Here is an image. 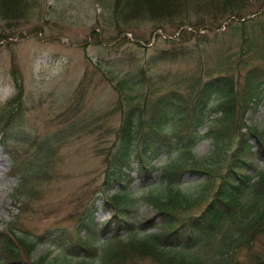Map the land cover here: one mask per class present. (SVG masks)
Here are the masks:
<instances>
[{"label": "trees", "instance_id": "16d2710c", "mask_svg": "<svg viewBox=\"0 0 264 264\" xmlns=\"http://www.w3.org/2000/svg\"><path fill=\"white\" fill-rule=\"evenodd\" d=\"M134 1L117 0V4L123 9ZM30 2L0 0L1 13L23 11ZM233 2L224 1L228 15L215 14L190 22L191 29L169 38V47L157 50L149 59L124 53L101 64L100 58L121 107L119 124L111 131L113 138L103 155L104 193L79 214L75 241L63 240L59 234L61 250L52 261L48 253L32 261V253L43 238L37 240L15 221L7 223L0 230V264H136L141 259L157 264H264V256L253 251L264 235V167L255 166L256 160L264 159V129L246 123L248 110L264 101V67L250 66L246 60L250 54L264 58V9L255 18L233 22L228 28H239L243 33L235 69L228 68L216 76L208 74L205 81L194 74L174 79L173 85L196 81L198 89L189 97L178 88L164 91L159 82L153 81L154 67L162 61H177L184 49L189 50L184 45L201 36V30L219 28L225 18L236 16L240 20L250 12L235 7ZM192 6L190 3L184 8L190 11ZM188 14H168L166 19L180 21ZM120 19L113 15L119 29L139 17ZM147 21L160 23L152 18ZM182 26L180 23L173 28ZM236 68L241 72H232ZM11 75L17 94L8 102L10 111L0 117V144L8 147L17 171L24 172L25 184L18 193L32 198L28 176H51L70 129L66 124L41 136L23 131L24 85L15 68ZM82 96L83 90L77 100ZM206 124L208 130L200 134L199 129ZM203 135L213 139L214 150L209 156L197 157L193 149ZM162 153L177 155L156 166L153 161ZM135 158L137 164L133 165ZM143 166L148 171L145 175ZM134 171L146 181L158 171L164 185L158 192L144 194L143 200L155 216L142 222L129 215L137 201L128 193ZM186 174L205 178L197 193L183 186ZM110 191L114 192L109 195ZM107 203L114 218L99 222L97 213ZM154 225L158 231L148 232ZM100 240L102 243L96 246ZM240 251L246 256L238 257Z\"/></svg>", "mask_w": 264, "mask_h": 264}, {"label": "rangeland", "instance_id": "374dc122", "mask_svg": "<svg viewBox=\"0 0 264 264\" xmlns=\"http://www.w3.org/2000/svg\"><path fill=\"white\" fill-rule=\"evenodd\" d=\"M224 1L139 0L122 9L117 0H31L23 11L4 13H1L0 6V38H4L0 39V106L14 94L9 70L15 68L20 73L25 90L26 132L38 136L56 132L65 127L67 121L70 129L69 139L59 151L51 176H28L33 189L32 198H38L33 201H29L31 197L15 196L21 178L15 174L11 157L0 146V229L6 222L19 218V226L34 235H49L51 231L57 232L58 228L75 234L81 210L93 198L97 199L104 193L102 184L106 163L103 155L113 138L111 131L118 125L120 113L119 105H116L117 94L106 79L107 69L100 68L99 71L95 66L98 56L104 54V58L109 59L125 52L149 59L157 50L169 47L165 37L173 36L176 30L173 27L178 24L188 25L215 14L228 15L225 12L228 6ZM190 3L193 6L188 11L184 7ZM231 4L243 11L249 10L247 18L264 9V0H234ZM113 11L123 21L125 18L134 20L138 12L140 18L129 25L121 24L119 29L112 20ZM184 11L189 14L183 15L184 19L180 21H147V18L182 14ZM238 18L231 16L225 18L219 28L201 30V36L184 45L183 48L189 50L184 49L177 61H162L156 66L153 81L159 82L164 91L179 88L185 96H192L196 91L194 83L173 85L171 82L176 78L187 79L193 74L204 75L203 72L208 69L214 70L212 75L220 74L223 70L219 64L233 57L239 49L240 34L232 30L231 33L228 29ZM125 30L129 40L124 36L116 38L120 31ZM94 39H99L100 43L96 44ZM179 50L182 52L181 48ZM254 62L264 64L261 59ZM235 67V64L227 66ZM234 72L241 71L236 68ZM85 76L89 83L86 99L74 109V93ZM205 79L206 76L203 77ZM66 111L69 113L64 115ZM71 114L76 117H71ZM75 118H78L77 123ZM246 118L247 124L264 129V101L255 104ZM201 130L205 132L207 126L204 125ZM213 149L212 138L202 137L193 151L197 157H202L211 155ZM174 156L175 153L173 156L163 153L153 163L164 165L169 157ZM218 163L221 165L223 159ZM132 164H137L136 158ZM255 166L264 167V159L256 160ZM142 171L143 175L147 174V167L143 166ZM157 173L154 172V177L148 181L137 177V171L131 173L134 180L128 185V193L137 199L134 208L129 209L132 220L142 222L155 216L144 202L143 194L162 190L164 185L157 178ZM184 181L183 186L195 194L204 177L186 174ZM110 208L109 203L103 204L97 215L100 222L114 218ZM157 230L154 225L149 232ZM101 242L98 241L96 246ZM57 245L58 240L40 243L33 257L49 252V259L52 260L59 251ZM254 248V252L264 256V235ZM241 252L238 257H245V253ZM136 264L157 263L141 259Z\"/></svg>", "mask_w": 264, "mask_h": 264}, {"label": "bare ground", "instance_id": "6f19581e", "mask_svg": "<svg viewBox=\"0 0 264 264\" xmlns=\"http://www.w3.org/2000/svg\"><path fill=\"white\" fill-rule=\"evenodd\" d=\"M136 2H139V0H135V3ZM134 3V2H133ZM139 5L137 4V7H138ZM254 13H256V12H254ZM252 14V15H250L249 16V18H255L259 13H257V14ZM136 16H138L139 18H140V14H139V12L137 13V15ZM166 17H167V15H163V16H161V17H155V18H152V20H154V21H157V22H166L167 21V19H166ZM234 33H239L240 34V36L238 37V43H237V45L239 46V47H241L240 46V43H241V41H242V39H243V33H242V31H240V29L239 28H237V29H234V31H233ZM103 58H104V54H103V56H102ZM186 83H194V86H193V88H195L196 89V91H197V89H198V87H197V84H196V81H194V80H188ZM195 91V92H196ZM195 94V93H194ZM193 94V95H194ZM78 98H80V101H78L77 100V98L75 99V104H76V106H81L82 104H83V102L85 101V99H86V96L84 95V96H82V97H78ZM109 119L111 118L110 116L108 117ZM106 120H108V119H106ZM115 129V128H114ZM113 129V130H114Z\"/></svg>", "mask_w": 264, "mask_h": 264}]
</instances>
